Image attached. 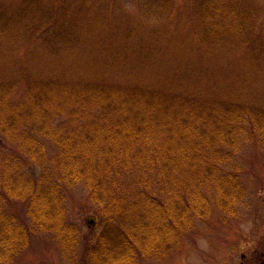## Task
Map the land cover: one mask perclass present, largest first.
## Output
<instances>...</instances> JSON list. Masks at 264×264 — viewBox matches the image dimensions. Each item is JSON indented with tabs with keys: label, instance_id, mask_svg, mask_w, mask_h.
Masks as SVG:
<instances>
[{
	"label": "trees",
	"instance_id": "trees-1",
	"mask_svg": "<svg viewBox=\"0 0 264 264\" xmlns=\"http://www.w3.org/2000/svg\"><path fill=\"white\" fill-rule=\"evenodd\" d=\"M221 31L233 38L241 32ZM18 83L25 87L16 99ZM57 117L66 123L56 126ZM0 137V264H14L35 230L54 234L65 254L78 250L82 233L67 220L62 185L80 183L102 224L85 263L137 264L170 256L213 202L237 214L247 190L223 166L246 142L264 147V106L101 78L24 76L0 81ZM44 140L58 147L50 161ZM9 199L27 203L34 229L8 213Z\"/></svg>",
	"mask_w": 264,
	"mask_h": 264
},
{
	"label": "rangeland",
	"instance_id": "rangeland-1",
	"mask_svg": "<svg viewBox=\"0 0 264 264\" xmlns=\"http://www.w3.org/2000/svg\"><path fill=\"white\" fill-rule=\"evenodd\" d=\"M216 1L208 8L211 0H0V81L101 78L264 106V0ZM215 9L220 13L214 17ZM231 12L233 22L227 21ZM227 26L240 34L217 35ZM211 27L215 31L207 35ZM51 29L53 35L45 32ZM19 83L16 99L24 95ZM65 123L64 117L54 120ZM44 141L50 161L58 147ZM223 170L237 174L247 190L237 214L227 215L213 202L210 216L196 218L170 256L139 257L137 264L256 262L264 251L263 145L246 142ZM62 189L67 220L82 233L78 250L65 254L54 234L35 230L14 264H86L87 247L102 232L98 207L84 183ZM27 207L7 201L8 213L32 228Z\"/></svg>",
	"mask_w": 264,
	"mask_h": 264
},
{
	"label": "flooded vegetation",
	"instance_id": "flooded-vegetation-1",
	"mask_svg": "<svg viewBox=\"0 0 264 264\" xmlns=\"http://www.w3.org/2000/svg\"><path fill=\"white\" fill-rule=\"evenodd\" d=\"M264 264V251L256 258V262L254 264Z\"/></svg>",
	"mask_w": 264,
	"mask_h": 264
}]
</instances>
